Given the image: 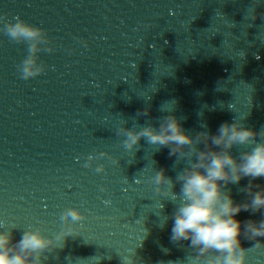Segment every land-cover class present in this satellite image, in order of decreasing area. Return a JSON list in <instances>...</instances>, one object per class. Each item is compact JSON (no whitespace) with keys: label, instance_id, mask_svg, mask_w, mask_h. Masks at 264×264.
Masks as SVG:
<instances>
[{"label":"water","instance_id":"1","mask_svg":"<svg viewBox=\"0 0 264 264\" xmlns=\"http://www.w3.org/2000/svg\"><path fill=\"white\" fill-rule=\"evenodd\" d=\"M253 3L0 0V16L45 28L55 46L39 54L45 73L24 80L17 65L27 45L0 31V231L16 225L18 241L24 229L42 226L51 236L61 231L65 208L81 207L79 235L66 237L44 264H189L190 241L170 240L175 204L149 182L155 170L174 178L185 165L144 139L126 151L116 133L122 119L129 127L158 125L171 100L193 135L202 123L215 134L234 118L264 128V0L255 19ZM146 108L148 116L137 115ZM99 151L119 163L105 157L84 167ZM101 163L106 170L97 173ZM249 180L228 186L236 202L247 199L240 189ZM237 218L262 217L241 211ZM255 243L242 239L253 249L247 264H264V244Z\"/></svg>","mask_w":264,"mask_h":264},{"label":"clouds","instance_id":"2","mask_svg":"<svg viewBox=\"0 0 264 264\" xmlns=\"http://www.w3.org/2000/svg\"><path fill=\"white\" fill-rule=\"evenodd\" d=\"M258 3L254 0L252 5L254 19ZM0 25V31L11 42L27 45L28 55L17 65L20 78L27 80L45 73L49 65L41 62L39 54L55 50L47 30L20 16L9 18L7 13L0 16ZM241 54L246 55L243 50ZM168 103L174 107L166 109L164 105ZM160 111L167 115L159 118L158 125L134 122L129 127L128 121L122 119L116 134L122 137L126 151L138 150L144 139L149 145L158 146L157 151L169 148V155L185 165L174 178L161 168L149 180L156 192L175 204L170 240L181 246V242L190 241L194 254L188 257L189 264H247L253 249L244 247L242 239L255 241V248L264 244V186L255 183L258 178L264 179V128L256 130L248 127L244 119L234 118L222 123L215 134L202 123L203 130L193 135L184 128V117L177 114V101L165 102ZM149 112L146 108L137 115L148 116ZM233 149L243 150L235 155ZM105 157L119 163L108 151H99L88 154L83 166L90 168ZM105 170L104 163L95 168L97 173ZM245 178H250L249 183L240 191L246 193L247 199L238 203L228 186L238 185ZM177 184L178 193L174 191ZM241 211L253 215L260 212L262 218L242 221L237 218ZM85 219L81 207H67L59 216L61 231L49 236L42 226H29L18 241H14L16 225L5 227L0 231V264H44L47 253L63 247L66 237L79 235Z\"/></svg>","mask_w":264,"mask_h":264}]
</instances>
